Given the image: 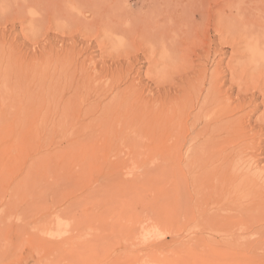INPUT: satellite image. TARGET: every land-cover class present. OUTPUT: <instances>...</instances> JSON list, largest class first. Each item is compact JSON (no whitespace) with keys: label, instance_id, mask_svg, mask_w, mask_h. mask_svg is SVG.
<instances>
[{"label":"rangeland","instance_id":"1","mask_svg":"<svg viewBox=\"0 0 264 264\" xmlns=\"http://www.w3.org/2000/svg\"><path fill=\"white\" fill-rule=\"evenodd\" d=\"M95 1L0 0V264H264V137L255 188L201 187L187 105L198 50L229 81L264 31L232 18L264 0ZM109 102L121 121L89 127Z\"/></svg>","mask_w":264,"mask_h":264},{"label":"bare ground","instance_id":"2","mask_svg":"<svg viewBox=\"0 0 264 264\" xmlns=\"http://www.w3.org/2000/svg\"><path fill=\"white\" fill-rule=\"evenodd\" d=\"M39 1L42 0H23L22 6L20 8L24 9L30 4H34L36 2L38 3ZM73 1L75 2V6L78 5L80 2V0H65V4L63 6L65 9L63 10L70 11V9H72L74 5ZM85 1H89L92 4V0H85ZM94 1L95 0H93V2ZM96 1L98 2V0ZM90 3H86V4H90ZM98 4L99 3H97V5ZM95 11L92 12L95 13V17H100L104 15L102 14V11H98V12L97 10ZM254 14H248L244 12L243 14L239 13L238 15L232 18V21L235 22L244 21L246 22V24L249 23L248 24L249 28L252 27L251 29L255 30L256 26L262 24L259 21L263 20L264 22V14L258 13V16ZM105 16H107L108 19L112 18L113 21H115L114 19L115 17L117 22L118 21L121 22L122 20L123 24L124 22L135 19L132 18L133 15L129 13L127 10L125 13L123 12L121 13L118 8L116 9L115 12H111L110 15H105ZM77 22L82 23L84 21L78 20ZM216 23L217 21L215 22V24ZM223 23H226V18L224 16L223 17L220 16L218 19L219 29H217L216 31L219 34H221L222 32L221 29H223L224 27ZM234 24L235 23H233V26L237 25ZM41 25H43V23ZM118 25H116L115 27H119ZM130 29L132 30L133 28L130 27ZM262 30H264V26ZM145 33H147V31ZM145 33L142 32V30L139 32L140 35L143 34V37L148 35V34L144 35ZM162 45H163L162 48L164 49L163 51L167 55V52L169 51V47L164 42ZM245 50L247 57V60L245 62L239 63L235 67H233L231 63L228 64L227 67L230 73L229 81H223L224 76L219 70L221 65V60H218L215 69L209 75V72L207 71L206 62L208 61L209 58H211L210 57L211 54L210 53L206 54L205 51L203 50H198L199 52H202L203 56L197 58L198 60L200 59L201 61H203L202 71L200 72L194 71L195 73L193 77L192 75L191 78L189 77L190 84L188 90L192 92V96L187 100V105L189 107L188 110H192V109L198 110V113L196 116L193 117L192 119L193 122L191 123L190 126L191 129H195V130L199 128L198 131H195L197 132L195 133V138L193 139L195 143L191 144L192 148H190L189 153L193 158L192 163H193V174L195 181L199 178L205 180L201 184V187H204V183H208L210 186L216 185L215 187L222 188L223 191V187L225 188L227 186L228 188L231 189L232 188L240 189L241 187H245L247 185L255 188L259 184L258 182H256V180L253 177L248 176L247 173H243V170L240 171L242 168V165L240 164L244 162L243 160L240 161L239 159H242V157H245L247 155V153H245L246 151L253 152L252 150H255L257 152L259 151L260 153L261 142L257 143L256 139H259L260 137H264V111L259 117L253 120L258 108L260 106H263L264 108V31L261 35L259 33L255 39L253 37L251 41L248 42ZM214 52H216V54L219 53L217 52V50ZM228 84L230 85L229 88L224 91L223 88L226 87ZM235 92H237V95L234 96ZM257 96L260 97L257 98ZM259 98H263L262 104L260 103L256 104ZM236 100H238V102ZM109 103L107 106H104L102 108L100 104L98 106L96 105L95 108H99L97 111L94 110V108L92 107V103H90L88 110H86V114L90 116L91 115L96 116V114L99 113V116L97 118L95 117L94 122L92 123L90 122L89 127L91 126L95 127L94 123H96L95 125L97 126L100 123L101 124L106 123L105 125H107L108 122L109 125V123L110 124L113 123V121L112 123L109 122L113 119L121 121L120 119H122V117L118 116V112L114 113L120 103L115 105L112 104L113 102H111L110 104ZM109 116H112L111 120L109 119L110 118ZM253 121H255L253 124L254 125L256 124L257 125L256 127H254L253 124L251 123ZM256 129H258V131L254 132V130ZM248 140H252V142L249 143ZM202 159L204 160L203 165L200 164ZM255 162L257 164V161ZM249 167H251L252 169L253 165H250ZM199 171H203V173L201 174L203 178L201 177V175L199 177L197 176L199 174ZM244 174H246L247 176ZM209 193L211 194V192Z\"/></svg>","mask_w":264,"mask_h":264}]
</instances>
